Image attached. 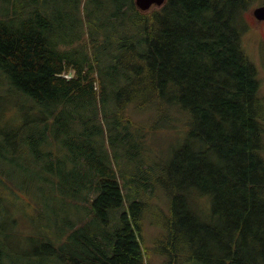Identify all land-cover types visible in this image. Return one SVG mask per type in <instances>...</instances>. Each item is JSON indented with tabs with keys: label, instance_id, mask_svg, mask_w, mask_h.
<instances>
[{
	"label": "trees",
	"instance_id": "1",
	"mask_svg": "<svg viewBox=\"0 0 264 264\" xmlns=\"http://www.w3.org/2000/svg\"><path fill=\"white\" fill-rule=\"evenodd\" d=\"M254 1L140 12L134 0H88L141 22L139 42L97 36L90 57L55 42L66 37L59 0H0V216L2 191L35 207L25 264H264V96L241 18ZM177 123L180 145L164 161L131 156L145 126ZM107 140L124 153L123 177ZM151 206L160 217L150 224ZM10 225L0 222V264L17 263Z\"/></svg>",
	"mask_w": 264,
	"mask_h": 264
},
{
	"label": "rangeland",
	"instance_id": "2",
	"mask_svg": "<svg viewBox=\"0 0 264 264\" xmlns=\"http://www.w3.org/2000/svg\"><path fill=\"white\" fill-rule=\"evenodd\" d=\"M61 1H65L66 5H62L59 0V6L56 9L59 17L57 22L60 25L58 31L66 37L55 39V42L57 44L71 42V45H67L68 48L66 49H71L72 52H80L82 55L88 54V56L92 57L95 55V52H97L95 51V40L93 39L97 36L99 37L97 38L96 43H101L103 41L104 43L111 44L114 39L118 37L115 35H120L124 38H136V41L139 42L141 22H135L130 16H125V19L119 18L112 20L110 18L112 16L110 3L103 4V6L97 8V11L95 12L92 10L96 7V4L88 2V0H81L80 3H77L79 0ZM262 6L264 7L263 1L255 0L251 3L249 9L242 14L241 18L244 28L243 45L245 51L257 67L261 94L264 96V20L258 22L253 15V11ZM100 46L101 45L98 47L99 50ZM108 62H110L109 57L106 58L105 63ZM72 76L73 72L71 71L66 74V77L68 78H71ZM7 103H9L7 105L12 104L9 98ZM108 104V109L106 111L116 110L111 102H108ZM12 110L8 111L7 109L5 111V118H11L14 115V110ZM153 117L159 118L156 114H154ZM144 118H146V115L143 114L135 116V119L133 118V120L134 122H137V120H142ZM143 132V144L137 136H134L136 138L135 146L129 151L133 153L131 156L137 154L148 162L154 161L156 157L162 158L164 161L172 149L178 148L177 146L180 145L181 136L183 134L179 127V123H177L174 128H160V126L152 128L151 125L148 124L145 126ZM110 141L111 140H107L106 149L109 152L111 164L117 171L118 175L123 177L121 171V156H124V153L118 151L119 149H114L112 145L108 146ZM128 166L130 168L132 164L128 163ZM28 170H30L31 174L33 173L32 166L29 165ZM145 193H147L145 199L149 202H154L153 200L155 197L159 198L157 194L152 195L149 191ZM143 195L144 193L141 194V197L144 198ZM1 196L3 198L2 201L4 208H2L0 222L8 219L11 223L10 227L7 228L9 233L6 244L7 252L11 257L17 258L16 264H25V257L23 255L24 249L26 248V251L28 252L32 251V247H27V241H29L28 238H30V236L37 237L40 233L39 226L35 222V207L31 201L28 200V196L23 192L17 194V197L21 199L18 202H14L11 195L5 191H2ZM148 196H150V198H148ZM126 201L125 198L123 206L118 210L119 212L126 209ZM199 205L205 210L208 207L209 202L206 199H203L199 201ZM44 214L46 217L49 216L47 211ZM159 217L160 216L156 214L154 207L151 206L149 215L145 217V220L151 224L152 222H156ZM144 227L147 230V235L150 236L152 231L148 230L149 227L147 225ZM149 244L150 242H147L146 240V245L149 246ZM36 248L37 247L33 245V251H35ZM29 257L34 260V264H42L41 259H39L40 257ZM155 260L158 261V259ZM44 264H54V261L49 259L46 260V263Z\"/></svg>",
	"mask_w": 264,
	"mask_h": 264
},
{
	"label": "water",
	"instance_id": "3",
	"mask_svg": "<svg viewBox=\"0 0 264 264\" xmlns=\"http://www.w3.org/2000/svg\"><path fill=\"white\" fill-rule=\"evenodd\" d=\"M165 2L166 0H134L136 8L140 12H147L153 7L160 8ZM253 15L258 21L264 20V7L256 8Z\"/></svg>",
	"mask_w": 264,
	"mask_h": 264
},
{
	"label": "flooded vegetation",
	"instance_id": "4",
	"mask_svg": "<svg viewBox=\"0 0 264 264\" xmlns=\"http://www.w3.org/2000/svg\"><path fill=\"white\" fill-rule=\"evenodd\" d=\"M259 22V21H258Z\"/></svg>",
	"mask_w": 264,
	"mask_h": 264
}]
</instances>
